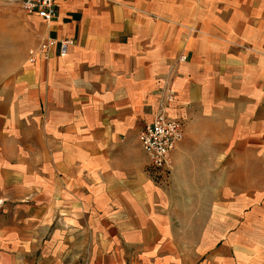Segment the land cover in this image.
Listing matches in <instances>:
<instances>
[{
  "label": "crops",
  "instance_id": "crops-1",
  "mask_svg": "<svg viewBox=\"0 0 264 264\" xmlns=\"http://www.w3.org/2000/svg\"><path fill=\"white\" fill-rule=\"evenodd\" d=\"M0 1V264H264V0Z\"/></svg>",
  "mask_w": 264,
  "mask_h": 264
},
{
  "label": "built area",
  "instance_id": "built-area-1",
  "mask_svg": "<svg viewBox=\"0 0 264 264\" xmlns=\"http://www.w3.org/2000/svg\"><path fill=\"white\" fill-rule=\"evenodd\" d=\"M63 0H21V7L26 13L36 14L48 24L57 13V4ZM71 38H47L39 42L36 48L29 49V59L32 61L39 51H47L50 46L57 45L59 54H65ZM183 54L179 59H185ZM175 90L168 84L164 87L162 97L153 114L138 131V140L145 152L150 168L158 173L168 174L171 171V151L184 135L181 122L169 115L167 105L173 100Z\"/></svg>",
  "mask_w": 264,
  "mask_h": 264
},
{
  "label": "rangeland",
  "instance_id": "rangeland-1",
  "mask_svg": "<svg viewBox=\"0 0 264 264\" xmlns=\"http://www.w3.org/2000/svg\"><path fill=\"white\" fill-rule=\"evenodd\" d=\"M1 2V1H0ZM2 2H10V3H20L21 4V0H3ZM145 153V152H144ZM160 176H164V178H161ZM169 176H170V172L167 174L166 172H165V174L164 173H158L157 174V181H159V180H166L167 178H169ZM5 221H6V219H5Z\"/></svg>",
  "mask_w": 264,
  "mask_h": 264
}]
</instances>
